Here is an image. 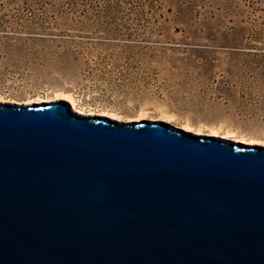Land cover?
<instances>
[{
	"label": "water",
	"instance_id": "obj_1",
	"mask_svg": "<svg viewBox=\"0 0 264 264\" xmlns=\"http://www.w3.org/2000/svg\"><path fill=\"white\" fill-rule=\"evenodd\" d=\"M0 264H264V148L2 103Z\"/></svg>",
	"mask_w": 264,
	"mask_h": 264
},
{
	"label": "rangeland",
	"instance_id": "obj_2",
	"mask_svg": "<svg viewBox=\"0 0 264 264\" xmlns=\"http://www.w3.org/2000/svg\"><path fill=\"white\" fill-rule=\"evenodd\" d=\"M123 11L0 0V101L47 103L63 91L88 116L170 115L202 135L217 128L264 144V0H159Z\"/></svg>",
	"mask_w": 264,
	"mask_h": 264
},
{
	"label": "bare ground",
	"instance_id": "obj_3",
	"mask_svg": "<svg viewBox=\"0 0 264 264\" xmlns=\"http://www.w3.org/2000/svg\"><path fill=\"white\" fill-rule=\"evenodd\" d=\"M54 99L48 101L47 103H51V102H56L58 100H65V101H68L70 103V106L71 108L79 113V114H82V115H85L87 114V112H85L87 109L86 107H83V108H80L79 105L76 103L75 100L72 99L71 95L68 94L67 92H63V91H57L54 93ZM42 103H45L43 101H41ZM3 102L0 101V104H2ZM40 103V104H42ZM40 105L39 103H30L29 105ZM96 113H93V112H89V115H92V116H96L94 115ZM97 115H100V116H96V117H105V118H108L110 120H113V121H118V122H126V121H120L119 120V117L120 115L115 111V110H112V109H109V110H103V112H100V113H97ZM165 120L168 121V122H171L173 123L174 119L172 118V116L170 115H166L165 117ZM144 121H147V120H144ZM131 122V121H130ZM139 122V121H138ZM140 122H143V121H140ZM179 127L185 131H189V132H192L194 133L195 135H200V136H204L202 135V133H200L201 129L198 127H196L195 125L189 123V122H184L182 123L181 125H179ZM206 136H214V137H223L224 139H233L232 141H234L235 143L237 144H240V145H244V146H249V147H260V148H264V144L263 145H258L260 143H258L257 141H253V142H248V143H243L245 142L244 140V137H242V139H236V133L230 131V132H221L219 131V129L217 128H212L211 129V132H210V135H206Z\"/></svg>",
	"mask_w": 264,
	"mask_h": 264
},
{
	"label": "trees",
	"instance_id": "obj_4",
	"mask_svg": "<svg viewBox=\"0 0 264 264\" xmlns=\"http://www.w3.org/2000/svg\"><path fill=\"white\" fill-rule=\"evenodd\" d=\"M72 5L84 4L85 6H95L104 12L124 10L122 14L137 15L139 11L152 2L159 0H65Z\"/></svg>",
	"mask_w": 264,
	"mask_h": 264
}]
</instances>
